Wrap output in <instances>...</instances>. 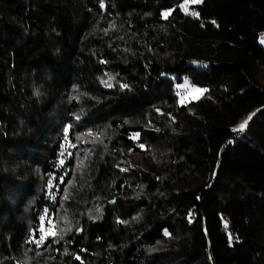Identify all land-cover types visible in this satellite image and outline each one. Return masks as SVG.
<instances>
[{"label": "trees", "instance_id": "obj_1", "mask_svg": "<svg viewBox=\"0 0 264 264\" xmlns=\"http://www.w3.org/2000/svg\"><path fill=\"white\" fill-rule=\"evenodd\" d=\"M184 1L0 0V264H264V0Z\"/></svg>", "mask_w": 264, "mask_h": 264}, {"label": "rangeland", "instance_id": "obj_2", "mask_svg": "<svg viewBox=\"0 0 264 264\" xmlns=\"http://www.w3.org/2000/svg\"><path fill=\"white\" fill-rule=\"evenodd\" d=\"M200 3H202V2H200ZM200 3H193L192 0H185L181 6L184 10L190 11L191 6L198 5ZM260 43L264 47V34L260 39ZM205 92H206L205 89L192 86L189 82V79L185 78L183 83H181L179 85L177 94L179 96L180 104H188L192 101H196V100L200 99L205 94ZM252 117H253V114L242 119L239 122V124L237 126H235L234 130L240 134L245 133L247 131L248 125H249ZM245 122H247L246 127L244 128L243 131H239L238 129L240 128V126L242 124H245Z\"/></svg>", "mask_w": 264, "mask_h": 264}, {"label": "snow or ice", "instance_id": "obj_3", "mask_svg": "<svg viewBox=\"0 0 264 264\" xmlns=\"http://www.w3.org/2000/svg\"><path fill=\"white\" fill-rule=\"evenodd\" d=\"M192 2H193V3H200V2H202V0H192ZM246 125H247V122H245V124H242L238 130H239V131H243L244 128L246 127ZM41 231H43V229H41ZM48 234L54 235L55 233H54V232H51V233H48ZM46 235H47V234H46ZM44 239H45V237L42 236V237L40 238V240L36 241V243H37V244H40V243H42V242L44 241Z\"/></svg>", "mask_w": 264, "mask_h": 264}]
</instances>
